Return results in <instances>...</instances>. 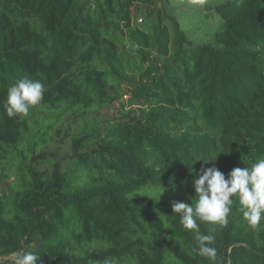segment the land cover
<instances>
[{
	"label": "trees",
	"instance_id": "1",
	"mask_svg": "<svg viewBox=\"0 0 264 264\" xmlns=\"http://www.w3.org/2000/svg\"><path fill=\"white\" fill-rule=\"evenodd\" d=\"M26 75L43 100L9 118L8 88ZM117 102L120 118L98 114ZM71 116L81 130L69 162L31 165ZM260 158L264 0H0V260L264 264V220L198 221L215 236L210 261L172 211L195 203L201 169L227 178ZM152 187L165 196L138 197Z\"/></svg>",
	"mask_w": 264,
	"mask_h": 264
},
{
	"label": "clouds",
	"instance_id": "2",
	"mask_svg": "<svg viewBox=\"0 0 264 264\" xmlns=\"http://www.w3.org/2000/svg\"><path fill=\"white\" fill-rule=\"evenodd\" d=\"M44 93L45 87L40 80L27 75L18 79L8 88L4 101L7 116L13 118L27 115L31 107L41 103ZM198 176L193 182L195 203L191 202L189 205L174 201L172 211L179 216L185 229L196 233L198 255L215 261V236L201 234L198 221L212 225L226 224L235 198L239 201L244 221L250 227H257L264 220V158L256 160L250 166L233 168L227 178L215 166L201 169ZM13 255L15 264H38L39 255L35 252Z\"/></svg>",
	"mask_w": 264,
	"mask_h": 264
},
{
	"label": "rangeland",
	"instance_id": "3",
	"mask_svg": "<svg viewBox=\"0 0 264 264\" xmlns=\"http://www.w3.org/2000/svg\"><path fill=\"white\" fill-rule=\"evenodd\" d=\"M195 4L198 5L200 3L198 1L195 2ZM136 14V16H138V19H141L145 17V10L143 8H139ZM195 23L196 22H191L189 26H195ZM122 107V102H117L111 106L99 110L98 114L106 117L120 118L122 116V114L120 113ZM138 109L139 108L137 107L132 108L129 106H124L125 111ZM80 122L82 123V121ZM80 130V123H76L75 117L72 116L64 120L63 122L58 123L50 133L47 144L44 146H39L40 149L37 150V153L35 154L36 158L33 159V156L29 158V162H32L31 165H34V163L38 162V166L40 168H51L55 162H60L65 166L69 162V156L71 155L72 141L74 137H76L80 133ZM13 171L14 170H10L9 177L6 179V183L10 184L12 187H15L16 175L13 174ZM1 190L2 186H0V191ZM4 190L6 191V187H4ZM181 194L182 193L179 190L174 191L170 194V197L173 198L176 195H178L179 197L181 196ZM164 196L165 192L163 190L153 187L142 190L140 191V193H138V197L142 198V200L144 201H148L154 198H163ZM183 199H185V197ZM241 215L243 214L240 211V207L237 208V206L233 203L230 216L237 219L239 218V216L241 217ZM0 264H15L14 255L2 258L0 260Z\"/></svg>",
	"mask_w": 264,
	"mask_h": 264
},
{
	"label": "built area",
	"instance_id": "4",
	"mask_svg": "<svg viewBox=\"0 0 264 264\" xmlns=\"http://www.w3.org/2000/svg\"><path fill=\"white\" fill-rule=\"evenodd\" d=\"M141 21H142V19L139 20V22H141Z\"/></svg>",
	"mask_w": 264,
	"mask_h": 264
}]
</instances>
